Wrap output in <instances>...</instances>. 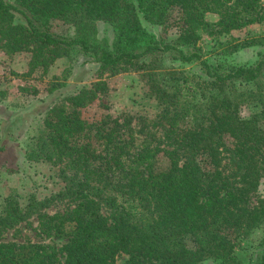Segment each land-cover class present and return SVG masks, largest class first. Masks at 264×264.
I'll list each match as a JSON object with an SVG mask.
<instances>
[{
	"label": "trees",
	"instance_id": "16d2710c",
	"mask_svg": "<svg viewBox=\"0 0 264 264\" xmlns=\"http://www.w3.org/2000/svg\"><path fill=\"white\" fill-rule=\"evenodd\" d=\"M264 0H0V51L30 53L29 73L45 75L73 49L108 75L143 71L160 112L83 118L106 83L46 102L28 161L59 168L61 210L39 217L38 242L1 241L27 215L9 195L0 208V264H238L239 237L264 225V55L251 67L222 69L196 44L201 33H229L264 20ZM179 9L177 36L148 34L142 21L167 24ZM219 20L210 23L206 13ZM114 39L97 38L96 23ZM67 27L51 31L52 23ZM195 63L202 80L187 86L173 72L154 78L147 59ZM173 82L169 88L165 83ZM192 85V84H190ZM50 85L47 93L56 91ZM191 99L181 101L182 90ZM249 114L243 117L241 108ZM56 239L61 240L58 244ZM255 264H264V253Z\"/></svg>",
	"mask_w": 264,
	"mask_h": 264
},
{
	"label": "rangeland",
	"instance_id": "374dc122",
	"mask_svg": "<svg viewBox=\"0 0 264 264\" xmlns=\"http://www.w3.org/2000/svg\"><path fill=\"white\" fill-rule=\"evenodd\" d=\"M179 15V9L172 7L166 26L159 28L143 21L142 25L148 34L162 35L167 41H172L177 36ZM205 19L216 23L219 17L210 12L205 14ZM96 30L98 39H106L109 45L112 44L114 31L109 24L98 21ZM51 31L61 34L67 31V27L55 22L51 24ZM196 47L206 61L222 69L254 66L264 55V20L227 34L201 33ZM30 56L27 52L9 56L0 51V208L3 199L11 195L21 211L27 214L23 221L3 233L1 241L19 244L38 242L40 215L53 214L64 206V200L58 198L64 191L59 168L25 159V152L32 147L42 127L40 112L46 102L62 100L101 80L106 83V88L91 105L81 110L83 118L92 120L103 115L115 117L126 114L137 123L141 119L152 120L161 109L149 88L150 78L143 71L119 72L110 76L73 49L67 56L56 60L45 75H41L40 71L29 73ZM146 62L152 64L154 78L160 79L165 74L176 72L180 75L175 74L174 78H186L185 84L191 90L194 83L203 78L195 63H182L167 55L150 58ZM165 84L169 88L173 86V82ZM50 85H56L57 89L49 95L47 89ZM190 94L188 89L182 90L181 101L191 99ZM249 112L247 107L241 108L243 117ZM257 195L264 196V180ZM56 242L62 244L61 240L56 239ZM263 253L264 225L236 240L234 254L238 264H255ZM126 260L127 256L121 255L117 263L123 264ZM202 264L217 262L207 259Z\"/></svg>",
	"mask_w": 264,
	"mask_h": 264
}]
</instances>
